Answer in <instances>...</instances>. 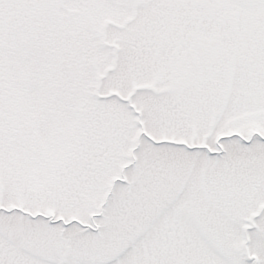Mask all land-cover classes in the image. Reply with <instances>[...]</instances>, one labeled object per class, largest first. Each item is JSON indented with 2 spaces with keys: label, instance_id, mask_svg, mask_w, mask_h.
Instances as JSON below:
<instances>
[{
  "label": "snow or ice",
  "instance_id": "obj_1",
  "mask_svg": "<svg viewBox=\"0 0 264 264\" xmlns=\"http://www.w3.org/2000/svg\"><path fill=\"white\" fill-rule=\"evenodd\" d=\"M0 264H264V0H0Z\"/></svg>",
  "mask_w": 264,
  "mask_h": 264
}]
</instances>
